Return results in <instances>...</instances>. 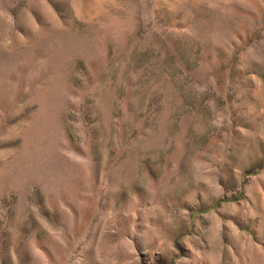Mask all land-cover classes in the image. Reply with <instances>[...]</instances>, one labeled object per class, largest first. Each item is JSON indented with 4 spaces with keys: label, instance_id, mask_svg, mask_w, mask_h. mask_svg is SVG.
<instances>
[{
    "label": "rangeland",
    "instance_id": "1",
    "mask_svg": "<svg viewBox=\"0 0 264 264\" xmlns=\"http://www.w3.org/2000/svg\"><path fill=\"white\" fill-rule=\"evenodd\" d=\"M0 264H264V0H0Z\"/></svg>",
    "mask_w": 264,
    "mask_h": 264
}]
</instances>
